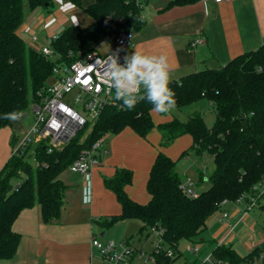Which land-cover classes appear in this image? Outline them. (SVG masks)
Instances as JSON below:
<instances>
[{"label": "trees", "instance_id": "1", "mask_svg": "<svg viewBox=\"0 0 264 264\" xmlns=\"http://www.w3.org/2000/svg\"><path fill=\"white\" fill-rule=\"evenodd\" d=\"M67 1L83 10L92 23L87 27H66L51 45L55 58L47 59L28 48L18 34L25 19L24 0H0V129L12 125V120L4 118L6 113L18 110L23 116L26 114L30 94L34 102L37 94L53 81L57 64L70 65L95 50L104 39L139 31L146 23L143 9L148 0H94L88 6H83L82 0ZM195 1L198 0L175 3ZM26 2L30 11L53 4V0ZM141 85V91H145ZM169 87L175 94L174 109L203 100L215 111L212 127L206 125L200 113L190 115L186 121L173 116L170 122L158 126L163 136L161 146L191 135L193 144L181 157L190 152L198 159L206 154L213 157L214 168L207 176L209 187L197 198L189 197L181 188L183 182L176 161L159 153L147 182L151 196L147 204L133 201L125 191L132 183L131 171L118 169L112 178L105 179L106 188L116 195L122 212L102 223L112 227L119 221L139 220L141 233L149 230L151 235L153 230H160L164 245L174 256L158 255V264H176L182 257L181 243L199 241L223 200L235 202L242 195L252 194L264 179V44L237 55L220 69L205 68L171 81ZM121 105L116 100L115 105L106 107L84 140L91 125L85 126L63 149L48 153L43 143L29 147L39 162L35 172L24 156L14 155L0 170V264H11L16 256L21 236L13 225L24 210L39 205L45 224L60 219L66 191L60 175L83 149L127 127L143 138L156 127L151 117L153 106L146 100L139 101L131 110ZM20 172L25 177L13 185V178L19 177ZM204 178L200 172V182ZM263 252L264 243L241 259L232 246L220 245L213 255L230 264H241L259 258Z\"/></svg>", "mask_w": 264, "mask_h": 264}, {"label": "crops", "instance_id": "2", "mask_svg": "<svg viewBox=\"0 0 264 264\" xmlns=\"http://www.w3.org/2000/svg\"><path fill=\"white\" fill-rule=\"evenodd\" d=\"M82 3L88 6L94 0H82ZM143 16L146 23L134 32L133 45L126 55L136 51L147 55H165L171 81L205 68L220 69L237 55L264 44V0H230L221 4L212 1L203 3L200 0L179 4L175 0H148ZM91 23L92 19L83 10L67 0H53L52 6L34 11H30L28 4H25V19L18 34L28 48L39 52L50 38L60 35L66 27H87ZM196 40H203L204 44L192 47L191 44ZM112 45L113 39L106 38L95 49L106 54ZM151 117L156 127L146 138L136 134L130 127L118 134L107 135L108 153L87 175L72 172L71 175H60L66 191L62 214L57 222L45 224L39 205L24 210L18 216L13 228L21 238L11 264H102L95 257L92 238L108 236L112 239L114 235L104 231L110 227L102 223L122 212L116 195L106 188L105 179L112 178L118 169L131 171L132 183L126 186L125 191L133 201L147 204L151 199L147 182L159 153L176 161V170L181 179L183 169L180 162L190 161L192 166L186 165L183 170V175L188 177L203 159L196 158L191 152L181 157L192 146V136L183 135L171 145L163 147V136L158 126L173 118L154 111H151ZM22 119L0 129V170L12 157L14 140L18 141L28 132L21 127ZM208 187L206 177L200 190L195 189V192L200 194ZM241 217L237 214L235 220L229 217L225 221L228 235L236 224L243 221ZM125 221L129 220L121 222ZM125 227L124 232L128 226ZM144 232L146 236L139 250L152 236L149 230ZM201 236L197 244L203 242ZM187 243L189 245L191 242ZM220 245L232 246V242H224L216 247ZM207 254L201 249L195 264H199L200 259Z\"/></svg>", "mask_w": 264, "mask_h": 264}, {"label": "built area", "instance_id": "3", "mask_svg": "<svg viewBox=\"0 0 264 264\" xmlns=\"http://www.w3.org/2000/svg\"><path fill=\"white\" fill-rule=\"evenodd\" d=\"M203 3L212 1L221 4L230 0H200ZM134 32L120 33L113 39V45L106 54L99 53L96 49L83 58L68 64H57L53 69V81L45 86L34 100L33 125L14 145L12 155L26 157L29 147L40 144L47 145L48 153L53 150H60L67 146L76 135L87 125H93L101 116L106 107L116 104L115 87L109 90L105 79V62L111 53H117L119 63L124 62V57L129 48L133 45ZM57 36L50 38L39 51L47 59H54L55 55L51 45ZM204 44L203 40H196L192 47ZM141 89V85H140ZM105 138L97 140L92 147L83 149L78 158L75 159L68 170L72 173L87 175L90 169L96 166L102 155H106ZM35 154V151H34ZM194 182L188 181L181 185L184 192L191 198H197L198 193L193 189ZM258 186L264 189L263 181L254 187L253 207L264 195L256 196ZM246 195H242L235 203H241ZM229 204V200H223L219 204V211ZM251 206H247L250 209ZM217 210V212H218ZM246 212L240 220H243ZM230 217L228 212L220 214L219 220H227ZM158 238L154 249L145 256L134 248H127L123 252L117 251V245L113 242H102L98 237L92 238L91 246L101 254L103 264H135L134 256H138L139 264H158L157 256L166 253V257L172 258L173 252L166 248L161 239V231L153 230ZM190 254L197 256L201 253V247L197 243L187 245ZM264 262V252L259 258L252 261H243L241 264H259ZM199 264H230L217 259L213 252L208 253L200 259Z\"/></svg>", "mask_w": 264, "mask_h": 264}, {"label": "rangeland", "instance_id": "4", "mask_svg": "<svg viewBox=\"0 0 264 264\" xmlns=\"http://www.w3.org/2000/svg\"><path fill=\"white\" fill-rule=\"evenodd\" d=\"M25 4H27L26 0H24V5ZM33 107H34L33 97L32 94H30V106L28 107L26 114L23 116V119L21 121V127L22 129H24V131L25 130L29 131V129L33 125V114H34ZM196 113L201 114L208 127L213 126L216 119L215 111L210 107L207 101H203V100L182 107L181 109L178 110L172 109L170 112L166 114V116H172V118L173 116H175L182 121H186L190 117V115H194ZM91 127L92 126H90L89 129L84 134L83 140L87 137L88 133L91 130ZM192 154L195 155L194 153ZM25 159L32 165L33 170L35 172L39 162L36 155L34 154L33 148L29 150ZM181 165H182V169L184 170L186 165L192 166V163L190 161L182 160V162H180V166ZM213 168H214L213 157L208 154L203 156V159L200 160L198 165L192 169L188 177H186L185 174L183 175V170H181L179 167V169L182 172L181 174L184 182H188L189 180L195 182L193 185L194 190L195 189L200 190L203 182H205L206 180V177L213 171ZM201 171H203V176H205L202 182H200L199 180V175ZM68 174L71 175V172L68 169H66L62 173V176ZM24 177H25L24 173L20 172L19 177L13 178L12 184L16 185ZM263 191H264L263 187L258 186V190L255 193V195L259 196L263 193ZM252 194L246 195L245 200L241 203H235L233 201H229V204L222 208V211L229 212L232 221L235 220L237 214H239L240 216L246 212L243 221H241L240 224H236L234 226V229H232V231L229 232V235L225 229L226 220H221L222 222L219 220L222 211L220 212L218 210V212H216V214L212 216V218L209 221L207 230L203 232L201 236L203 242L199 244L204 253L206 254L210 253L213 251L216 245L224 242L226 243L229 241L232 242V248L237 252L238 256L241 259H245L247 255L255 247L264 243V209L261 208V205H264V195L252 207L251 206V204L253 203ZM247 206H251L250 209H248ZM122 222L119 221L118 223L114 224L112 227L106 228L104 230L114 235L112 239H110L108 236H105L103 238L98 236V238L104 243L113 241L117 245V251L119 252H123L127 248H134L136 250H139V247L144 242L146 236L145 235L146 232H144L143 236L141 233L142 223L139 220H129L127 222L125 221V223ZM126 225L128 226L127 231L124 232L126 230L125 227ZM97 226L100 227L98 224ZM97 226H95V228H97ZM224 237H226V240L224 239ZM157 241L158 238L156 234L153 233L152 236L148 239V241L142 246L141 248L142 250H139V252H143L147 258L149 253L155 247ZM187 244H188L187 242H183V244H181L180 251L182 253V257L177 260L176 264H195V262L197 261V255L190 254L188 252ZM94 254L95 257L98 260H100V263L103 264L100 252L94 250ZM133 262L135 264L140 263L138 256H134ZM259 264H264V263H259Z\"/></svg>", "mask_w": 264, "mask_h": 264}, {"label": "clouds", "instance_id": "5", "mask_svg": "<svg viewBox=\"0 0 264 264\" xmlns=\"http://www.w3.org/2000/svg\"><path fill=\"white\" fill-rule=\"evenodd\" d=\"M105 79L109 90L115 87V99L122 108L131 110L139 101L146 100L151 111L168 113L175 107V94L171 82L168 59L165 55H147L139 51L125 55L124 64L119 63L117 53H111L105 62ZM145 86L141 91L140 85ZM23 112L14 110L6 113V119L19 122Z\"/></svg>", "mask_w": 264, "mask_h": 264}]
</instances>
